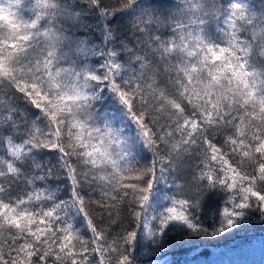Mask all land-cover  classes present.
I'll return each instance as SVG.
<instances>
[{
  "label": "snow or ice",
  "instance_id": "1",
  "mask_svg": "<svg viewBox=\"0 0 264 264\" xmlns=\"http://www.w3.org/2000/svg\"><path fill=\"white\" fill-rule=\"evenodd\" d=\"M81 3L107 19L135 0ZM24 6L0 0L7 17L0 21V264H135L141 227L154 239L171 221L209 235L192 209L214 188L229 193V203L211 234L232 228L249 208L264 220V4L179 0L169 15L144 10L134 24L138 69L121 82L123 65L107 47L110 26L97 47L68 34L66 25L83 19L75 0H34L28 19ZM212 22L223 25L222 43L206 34ZM92 55L104 57L102 72L86 62ZM103 87L125 107L138 139L97 110ZM16 93L39 111L35 119L17 107ZM141 145L150 159L137 158ZM42 149L59 154L55 164L37 158ZM61 176L70 184L66 200L48 184ZM161 181L172 194L150 215ZM73 209L90 234L75 227Z\"/></svg>",
  "mask_w": 264,
  "mask_h": 264
},
{
  "label": "trees",
  "instance_id": "2",
  "mask_svg": "<svg viewBox=\"0 0 264 264\" xmlns=\"http://www.w3.org/2000/svg\"><path fill=\"white\" fill-rule=\"evenodd\" d=\"M34 0H24V8L21 14L25 19L32 16L31 4ZM64 2V0H62ZM73 3V0H66ZM104 0H102V3ZM116 0H113L115 3ZM230 0H219L221 4H227ZM257 7L264 4V0H253ZM79 7L83 8V19L80 23L69 22L66 25L68 34L73 38H87L97 47H101V41L105 25L110 26L113 36L107 42V47L117 51V58L123 65L120 74L116 77L118 82L135 75L138 63L133 53L136 51L137 36L134 24L144 10H152L157 14L169 15L175 11L179 0H135L129 8H120L107 19L100 9L88 4H82L81 0H75ZM4 13L0 12V21L6 20ZM222 24L216 22L209 24L207 36L216 43L223 42ZM165 34L168 29H165ZM83 60L84 58L81 57ZM101 55L88 56L86 62L97 71L103 69L99 65L103 63ZM101 100L97 101V110L106 114L116 127L121 128L126 135L138 139V129L135 122L127 114L125 107L119 102L118 97L108 87L101 88ZM15 103L19 109L35 119L39 111L24 99L20 93L15 94ZM0 155H4L0 150ZM59 154L47 149L39 150L37 158L55 164ZM137 158L141 161L151 158V153L142 145L137 149ZM192 169H185L181 175L185 180L190 178ZM48 184L55 192L57 200H66L71 196L70 184L66 178H50ZM82 194L95 195L90 189L82 187ZM172 189L168 182L161 181L154 187L152 201L150 203V215H156L169 203L164 199L165 195H171ZM226 191L220 188L210 189L200 202L198 209H192V214L210 233L209 235L192 234L187 225L171 221L164 230V235L158 239L148 236L142 227L137 229V237L133 242L132 253L135 264H190L200 259L210 258L212 264H264V220L260 219V213L253 207L245 211V215L237 223L223 233H214L222 220V209L229 203ZM75 227L84 234H90L85 217L77 210L72 211ZM155 223V222H154ZM238 242V243H237ZM215 249V250H214ZM218 250V251H217ZM212 256V257H210ZM171 258L169 260L168 258ZM215 259V260H214ZM160 260V262H158ZM168 260V261H167Z\"/></svg>",
  "mask_w": 264,
  "mask_h": 264
},
{
  "label": "rangeland",
  "instance_id": "3",
  "mask_svg": "<svg viewBox=\"0 0 264 264\" xmlns=\"http://www.w3.org/2000/svg\"><path fill=\"white\" fill-rule=\"evenodd\" d=\"M168 259L171 260L170 257H169ZM210 260H211L210 258L200 259V260L198 261V263H196V261H195V262L190 263V264H212V261H210ZM167 261H168V260H167ZM158 262H160V260H159ZM149 264H154V262H151V263H149Z\"/></svg>",
  "mask_w": 264,
  "mask_h": 264
},
{
  "label": "bare ground",
  "instance_id": "4",
  "mask_svg": "<svg viewBox=\"0 0 264 264\" xmlns=\"http://www.w3.org/2000/svg\"><path fill=\"white\" fill-rule=\"evenodd\" d=\"M238 243V242H237ZM215 250V249H214ZM218 251V250H217ZM210 257H212V256H210ZM213 258V257H212ZM215 260V259H214ZM211 261V260H210ZM150 263V262H149Z\"/></svg>",
  "mask_w": 264,
  "mask_h": 264
}]
</instances>
